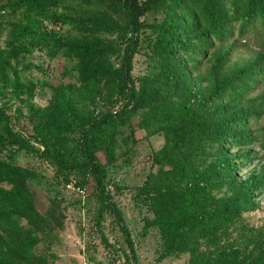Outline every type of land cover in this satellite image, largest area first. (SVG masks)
<instances>
[{
	"label": "trees",
	"instance_id": "trees-1",
	"mask_svg": "<svg viewBox=\"0 0 264 264\" xmlns=\"http://www.w3.org/2000/svg\"><path fill=\"white\" fill-rule=\"evenodd\" d=\"M79 6L96 12L78 16ZM256 30L262 52L233 61L236 39ZM0 34V98L22 101L19 62L34 51L60 55L75 70L72 84L50 88L47 105L25 102L29 136L13 130L10 120L17 118L0 102V264H48L34 251L51 244L52 211L39 213L34 204L44 176L21 166L20 156L81 192L73 203L91 214L112 264L119 258L136 264L133 241L107 191L108 168L120 158L130 175L142 178L135 196L150 213L143 231L159 230L156 260L186 254L188 264H264V227L241 223L257 208L264 168L236 175L253 148L264 156V126L251 128L264 114V87L249 96L264 84V0H0ZM139 52L145 72L133 78L131 60ZM136 118L143 123L142 153L130 128ZM233 149L239 153L229 154ZM135 155L141 156L137 170ZM106 215L120 245L102 232Z\"/></svg>",
	"mask_w": 264,
	"mask_h": 264
},
{
	"label": "rangeland",
	"instance_id": "rangeland-1",
	"mask_svg": "<svg viewBox=\"0 0 264 264\" xmlns=\"http://www.w3.org/2000/svg\"><path fill=\"white\" fill-rule=\"evenodd\" d=\"M76 11L78 16L90 18L95 14L96 7L79 6ZM43 24L51 29L45 22ZM52 29L56 31V27H52ZM66 29L67 27H63L58 33H64ZM2 40L3 34H0V43ZM235 45L237 48L231 54V59L233 61L249 60L256 53L262 52L263 35L258 30L250 31L240 39L237 38ZM131 64L130 74L133 78L145 72V57L141 52L133 56ZM19 66L20 79L26 85V92L21 97L22 101L13 99L6 94L0 98V102L4 104L3 109L7 115L17 118L13 121L10 120L13 130L24 136H29L31 134L30 126L24 118L27 114L25 102L39 107L47 105L53 96L50 88L58 84H72L75 80V70L72 61H67L60 55L49 58L44 51H34L25 56L20 60ZM205 68H207V63H204L199 70L203 71ZM263 87L264 84H260L249 96L256 95ZM262 126H264V114L256 120L254 125H251V128ZM142 127L143 123L137 125V118L132 120L130 128L138 139L137 149L140 153H142L143 145L146 144ZM124 134H127V131ZM135 151L136 145L133 154ZM235 153L239 152L235 149L229 152V154ZM253 153L251 160L237 169V177L243 179L251 174L256 175L264 168L262 152H256V149L253 148ZM140 161L141 156L135 155L132 159L134 170L139 168ZM18 163L21 166L32 165L41 171L44 178L39 181L38 187L35 186L37 189L34 204L39 213L51 209L54 217L47 224L51 233L50 248L45 250L44 244L40 243L34 250L36 254L47 256L48 264H112L110 250L103 247V244L98 240L97 233L93 230L91 214L73 203L75 198L81 196V192L74 188L72 183L63 186L61 182L54 179L55 175L51 168L39 165L31 157L20 156ZM106 180L109 184L107 191L112 195V202L120 212L133 241L136 264H188L186 254L170 255L156 260L161 247L159 230L155 227H148L143 231L144 219L150 218V213L140 198L135 196L134 187L140 184L142 178L130 175L129 168L122 164L120 158L108 168ZM113 187H117L118 190H114ZM54 192L62 202L58 203L57 200H53ZM254 201L257 203V208L252 212L244 213L241 223L247 227L262 228L264 227V188L261 192L256 193ZM102 232L109 243L120 245V233L108 215L104 216ZM231 236L236 235L233 232ZM165 238L168 239V236L165 235ZM121 262V258L114 261L115 264H121ZM27 264H41V262L38 259H33Z\"/></svg>",
	"mask_w": 264,
	"mask_h": 264
}]
</instances>
